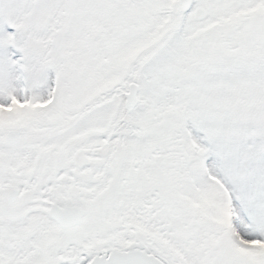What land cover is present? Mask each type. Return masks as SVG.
Listing matches in <instances>:
<instances>
[{
	"label": "snow or ice",
	"instance_id": "6c2138e0",
	"mask_svg": "<svg viewBox=\"0 0 264 264\" xmlns=\"http://www.w3.org/2000/svg\"><path fill=\"white\" fill-rule=\"evenodd\" d=\"M0 264H264V0H0Z\"/></svg>",
	"mask_w": 264,
	"mask_h": 264
}]
</instances>
